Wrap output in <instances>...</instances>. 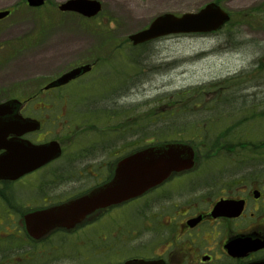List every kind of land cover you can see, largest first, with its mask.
<instances>
[{
    "label": "flooded vegetation",
    "instance_id": "obj_1",
    "mask_svg": "<svg viewBox=\"0 0 264 264\" xmlns=\"http://www.w3.org/2000/svg\"><path fill=\"white\" fill-rule=\"evenodd\" d=\"M98 63V57L91 55L68 67L63 72L92 65L64 85L45 88L61 72L36 92L0 94V103L10 98L22 102L12 110L15 116L41 122L39 129L23 133H5L6 128H0V156L25 140L44 143L56 139L65 151L63 140L56 138L62 114L54 113L52 103L44 101L81 97L76 87H89V77L96 74ZM261 86L264 83L259 82V99L249 100L253 96L249 92L233 93L231 111L210 117L213 124H196L193 137L160 138L162 129L153 132L152 126L136 123L106 125L112 127L107 137L105 125L97 124L95 136L87 135L82 158L63 161L66 157L61 155L17 179L1 178L0 264H26L27 258L42 250L53 254L71 242L82 244V264H264ZM167 144L190 146L181 150L183 160L190 164L138 196L94 211L73 229L40 238L28 232L27 213L61 205L102 187L114 177L125 156L140 148Z\"/></svg>",
    "mask_w": 264,
    "mask_h": 264
},
{
    "label": "rangeland",
    "instance_id": "obj_2",
    "mask_svg": "<svg viewBox=\"0 0 264 264\" xmlns=\"http://www.w3.org/2000/svg\"><path fill=\"white\" fill-rule=\"evenodd\" d=\"M63 1L46 0L43 6L32 8L26 0H0V9H13L0 20L1 96L36 92L68 67L103 54L96 74L89 77V87H76L82 94L81 104L74 98L44 101L52 103L54 113L62 114L56 138L65 144L63 161L82 158L87 135L95 136L97 125L84 126L85 117L88 122L105 125L107 137L112 127L106 125L120 123L150 125L153 132L162 129V136L182 133L193 137L188 130L215 113L210 110L212 104L228 99L218 106L223 107L217 111L221 115L231 111L233 93H253L249 100L260 98L264 0H169L152 7L146 5L147 0H135L145 8L139 20L127 16L122 0H100L102 11L92 19L62 13L58 6ZM211 1L231 15L221 30L172 34L138 46L129 38L158 14L195 12ZM252 87L259 91L254 93ZM75 124L77 131L72 130ZM261 128L264 130V124ZM15 187L22 188L19 184ZM79 246L82 244L77 242L63 244L60 247L65 257L59 254L50 260L42 258L47 254L42 250L27 258L26 264H81Z\"/></svg>",
    "mask_w": 264,
    "mask_h": 264
},
{
    "label": "water",
    "instance_id": "obj_3",
    "mask_svg": "<svg viewBox=\"0 0 264 264\" xmlns=\"http://www.w3.org/2000/svg\"><path fill=\"white\" fill-rule=\"evenodd\" d=\"M28 2L32 6H40L45 0H28ZM101 8V2L98 0H67L60 5L62 10H74L87 16L97 14ZM8 13L9 10L0 11V18L7 16ZM229 19V13L219 4L209 2L195 12H186L182 15L171 12L160 14L149 27L133 33L130 38L134 44H138L171 33L211 32L220 29ZM87 69H89L88 65L73 69L53 84L65 83ZM11 106V103L0 104V108ZM13 124L17 122H10V126ZM32 127L29 125L26 129ZM183 148L188 147L171 145L164 148L144 149L126 157L118 163L112 182L102 188V191L94 190L63 206L29 214L27 223L29 227H33L30 222L31 216L44 230L54 226L70 228L96 208L136 196L164 178L170 171L180 170ZM59 154L60 146L56 141L35 149L25 148L23 153L11 151L0 161V175L15 179Z\"/></svg>",
    "mask_w": 264,
    "mask_h": 264
},
{
    "label": "bare ground",
    "instance_id": "obj_4",
    "mask_svg": "<svg viewBox=\"0 0 264 264\" xmlns=\"http://www.w3.org/2000/svg\"><path fill=\"white\" fill-rule=\"evenodd\" d=\"M130 0H122L123 4L126 5V14L130 19L139 20L142 18V12L145 10L143 6H140L136 3L135 0H131V3H128ZM164 1L169 0H147L146 5L152 7L153 5L160 4ZM174 2V0H171Z\"/></svg>",
    "mask_w": 264,
    "mask_h": 264
}]
</instances>
